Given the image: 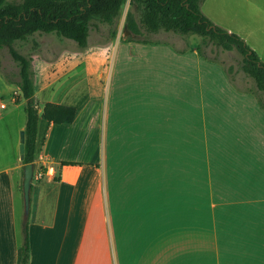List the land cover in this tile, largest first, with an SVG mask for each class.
<instances>
[{
    "label": "crops",
    "instance_id": "0c3cea01",
    "mask_svg": "<svg viewBox=\"0 0 264 264\" xmlns=\"http://www.w3.org/2000/svg\"><path fill=\"white\" fill-rule=\"evenodd\" d=\"M127 3L117 35L128 36ZM204 4L219 9L208 12L213 22L254 50L264 46V0ZM151 40L146 45L119 35L109 46L79 50L85 63L89 55L108 62L112 52L108 84L94 97L88 83L81 92H54L42 102L40 115L52 103L76 108L77 116L71 124L40 118L27 222L20 155L26 125L15 101L21 93L16 86L5 92L16 107L9 111L0 103V264H18L25 223L29 264H264V109L231 81L224 65L202 58L194 45ZM159 45H172L182 59L191 55L198 98L204 97L202 68L206 77L214 67L222 70L224 81L215 84L221 91L211 84L208 109L198 111L200 126L209 117V132L201 138L159 116L169 109L158 88H148L149 79L148 86L142 76L114 84L122 46L137 66L148 63L139 47ZM56 61L48 66L54 69ZM63 162L84 165L62 167Z\"/></svg>",
    "mask_w": 264,
    "mask_h": 264
},
{
    "label": "trees",
    "instance_id": "16d2710c",
    "mask_svg": "<svg viewBox=\"0 0 264 264\" xmlns=\"http://www.w3.org/2000/svg\"><path fill=\"white\" fill-rule=\"evenodd\" d=\"M128 0H0V52L7 48L19 72L7 80L17 85L26 101L25 158L23 165L36 167L38 125L42 117L49 123L71 124L77 116L74 107L47 103L40 115L36 98L34 60L18 52L14 45L35 34H55L75 42L85 50L93 30L107 25L110 39L116 38L119 20ZM206 0H130L126 24L132 36L125 40L152 44V35L160 32L182 37L199 36L202 42L195 46L199 55L215 61L205 52L213 45L226 51H238L242 57L241 71L254 81V87L243 89L235 83L231 68L226 71L231 81L242 91L252 93L264 109V62L236 33L215 24L202 10ZM0 70L2 60L0 57ZM20 101L19 97L15 98ZM82 163L63 162L61 166H83ZM42 174L47 173L42 168ZM23 240L18 251V264H29L28 225L22 228Z\"/></svg>",
    "mask_w": 264,
    "mask_h": 264
},
{
    "label": "rangeland",
    "instance_id": "374dc122",
    "mask_svg": "<svg viewBox=\"0 0 264 264\" xmlns=\"http://www.w3.org/2000/svg\"><path fill=\"white\" fill-rule=\"evenodd\" d=\"M126 5H128V3ZM203 5L202 10L204 13L206 12L205 14L207 16L208 12L219 10L216 6L210 10L208 9L209 4L208 7L206 4ZM125 10H127V8ZM218 15L219 14L217 13L214 16L217 17ZM108 30L107 25H101L98 30H93L89 38V47L96 48L100 46H109L116 41V39L118 41L119 35H122V40L132 36V34H127L128 36H125V34L120 33L116 38L110 39ZM150 39L169 41L180 48L189 45L196 46L202 42V39L199 36L182 37L167 32L156 37L152 35ZM14 48L21 54L31 57L34 60L37 102L40 107L42 106V102L47 99V96H52L54 92H56L55 94H58V96H62L64 93L66 94L69 90L81 92V88L85 87L88 89L87 84L89 83L90 90H92V95L94 97L98 91L102 90L104 85L108 84L112 52L110 53V56L107 57L109 58L108 62L106 59L104 61L102 57L89 55V62L85 63V53L79 51L82 49H80L75 42L58 37L55 34H35L25 41L16 42ZM139 48L140 49L138 50L142 52L143 57L148 59V63L145 61L146 64L139 63L137 66H133V61L129 58L127 47L122 46L116 67V77L114 81L116 88L117 85L119 87V80L124 78V76H142L145 79L147 86L148 81H151V88L148 86L149 89H152L153 86L158 88L156 91L160 93V95L162 94L161 99L167 104L169 110L159 114L160 117H164L165 119L167 117L168 121H170L169 123L172 125H182L185 131L191 129L195 134L199 133L200 138L202 134H208L209 117L206 115V126H200L198 111H200V109L207 111L208 104L212 99V96L207 95V92L212 89L211 84L214 86L216 82L222 84V70L220 71L218 67H214V70L211 69L213 70L211 73L209 69V72L206 71L209 73V76L206 77L205 70L202 68L203 73L201 72V83L204 87V97L198 98L199 94L196 90L198 89L197 83L199 76L196 68L192 69L191 62H188L191 55L187 58L188 60L182 59L175 53V51H173L172 45L142 46ZM204 50L210 58H216L218 63L224 65L226 70L231 68V73L236 80L235 83L239 87L243 89L254 87V81L248 78L240 69L243 57L238 51H226L213 45H210ZM254 51H256L258 55L259 53H263L264 55L263 43L261 42V45ZM0 57L2 60V70H0V103L6 104L10 111L11 109H14L16 105L12 102V96H8V94L5 95V92L12 91L15 86H18L9 82L4 72L11 77H14V75L19 72V69L7 48L1 50ZM54 61H56L54 63L56 64V67L54 68L56 72L53 71L54 69H52L51 66H48V64H51L49 62ZM100 73H103L104 76L101 80L98 79V74ZM186 76L189 78V81ZM215 88H217L216 91H221V88L216 86ZM19 93H21V91ZM113 93L116 94L115 92ZM114 94L111 99V109L115 106ZM21 95L19 108L23 114L22 119L26 125V101ZM166 114H168V116H166ZM202 154L204 153L202 152ZM22 213L23 204L22 199L20 198L18 200L19 221H21L23 217Z\"/></svg>",
    "mask_w": 264,
    "mask_h": 264
},
{
    "label": "water",
    "instance_id": "95a60500",
    "mask_svg": "<svg viewBox=\"0 0 264 264\" xmlns=\"http://www.w3.org/2000/svg\"><path fill=\"white\" fill-rule=\"evenodd\" d=\"M125 33L130 34L128 27H125ZM25 131L20 133V155L21 160L25 158ZM35 166L33 163L24 165V181H23V198H24V222L28 221L31 206V188L34 178Z\"/></svg>",
    "mask_w": 264,
    "mask_h": 264
},
{
    "label": "built area",
    "instance_id": "2783aa9c",
    "mask_svg": "<svg viewBox=\"0 0 264 264\" xmlns=\"http://www.w3.org/2000/svg\"><path fill=\"white\" fill-rule=\"evenodd\" d=\"M5 106L4 105H1L0 108H4Z\"/></svg>",
    "mask_w": 264,
    "mask_h": 264
}]
</instances>
